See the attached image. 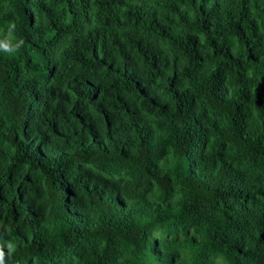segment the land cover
Segmentation results:
<instances>
[{
  "label": "trees",
  "instance_id": "1",
  "mask_svg": "<svg viewBox=\"0 0 264 264\" xmlns=\"http://www.w3.org/2000/svg\"><path fill=\"white\" fill-rule=\"evenodd\" d=\"M0 4L6 264H264V0Z\"/></svg>",
  "mask_w": 264,
  "mask_h": 264
},
{
  "label": "clouds",
  "instance_id": "2",
  "mask_svg": "<svg viewBox=\"0 0 264 264\" xmlns=\"http://www.w3.org/2000/svg\"><path fill=\"white\" fill-rule=\"evenodd\" d=\"M16 29V22L10 21L6 32L0 35V53L8 57L19 55L25 45L24 39L15 35ZM0 264H6L5 252L2 248H0Z\"/></svg>",
  "mask_w": 264,
  "mask_h": 264
},
{
  "label": "rangeland",
  "instance_id": "3",
  "mask_svg": "<svg viewBox=\"0 0 264 264\" xmlns=\"http://www.w3.org/2000/svg\"><path fill=\"white\" fill-rule=\"evenodd\" d=\"M3 12H4V5L0 4V18L3 16ZM5 24V23H3ZM7 30V27L4 25H0V35H3ZM178 194H176L174 197H177ZM154 233H156L154 231ZM213 264H225L222 260H220L219 258H213Z\"/></svg>",
  "mask_w": 264,
  "mask_h": 264
}]
</instances>
